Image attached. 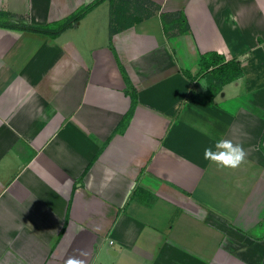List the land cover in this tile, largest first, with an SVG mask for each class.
Wrapping results in <instances>:
<instances>
[{
  "label": "crops",
  "instance_id": "1",
  "mask_svg": "<svg viewBox=\"0 0 264 264\" xmlns=\"http://www.w3.org/2000/svg\"><path fill=\"white\" fill-rule=\"evenodd\" d=\"M94 1L0 0V264H264V0H103L26 29ZM206 52L242 68L212 99ZM222 139L239 167L205 159Z\"/></svg>",
  "mask_w": 264,
  "mask_h": 264
},
{
  "label": "trees",
  "instance_id": "2",
  "mask_svg": "<svg viewBox=\"0 0 264 264\" xmlns=\"http://www.w3.org/2000/svg\"><path fill=\"white\" fill-rule=\"evenodd\" d=\"M103 0H95L91 4L84 6L79 10L73 17H68L56 23H48L41 26H28L31 32L38 33L45 36L55 37L68 27L73 25L74 20L82 18L86 15L92 8L97 6ZM119 18L123 16L126 12V7H119ZM11 16L8 13L0 12V26L14 27L15 25L8 22ZM185 26L187 25V20L185 19ZM200 72L207 74V81L209 83L210 94L208 98L212 99L216 95L222 85L237 78L242 74L241 63L237 60L226 61L225 57L217 52H206L201 55L200 59ZM130 115V114H129ZM128 115V117H129Z\"/></svg>",
  "mask_w": 264,
  "mask_h": 264
},
{
  "label": "clouds",
  "instance_id": "3",
  "mask_svg": "<svg viewBox=\"0 0 264 264\" xmlns=\"http://www.w3.org/2000/svg\"><path fill=\"white\" fill-rule=\"evenodd\" d=\"M216 148L220 151L206 149L205 159L215 162L219 167L237 168L245 161L247 153L239 143L234 144L231 140L222 139L217 142ZM66 264H84V261L69 258Z\"/></svg>",
  "mask_w": 264,
  "mask_h": 264
}]
</instances>
